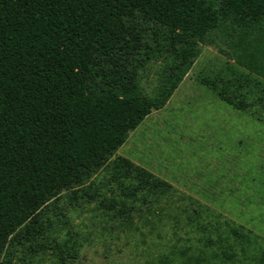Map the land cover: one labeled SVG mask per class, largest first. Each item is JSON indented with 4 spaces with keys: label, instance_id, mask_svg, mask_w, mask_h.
Masks as SVG:
<instances>
[{
    "label": "trees",
    "instance_id": "obj_1",
    "mask_svg": "<svg viewBox=\"0 0 264 264\" xmlns=\"http://www.w3.org/2000/svg\"><path fill=\"white\" fill-rule=\"evenodd\" d=\"M218 43L264 86V0H0V264ZM155 49L172 62L148 96L136 77ZM114 165L140 189L165 185L126 158Z\"/></svg>",
    "mask_w": 264,
    "mask_h": 264
},
{
    "label": "rangeland",
    "instance_id": "obj_2",
    "mask_svg": "<svg viewBox=\"0 0 264 264\" xmlns=\"http://www.w3.org/2000/svg\"><path fill=\"white\" fill-rule=\"evenodd\" d=\"M224 51L202 46L165 105L46 205L40 235L9 243L5 264H264L254 258L264 252L263 80ZM171 62L155 49L138 90L152 96ZM119 158L164 187L138 188L133 172L115 167Z\"/></svg>",
    "mask_w": 264,
    "mask_h": 264
}]
</instances>
